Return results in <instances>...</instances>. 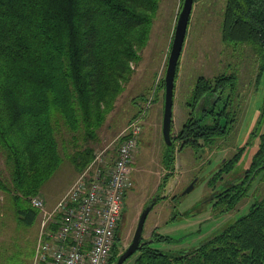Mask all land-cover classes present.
I'll list each match as a JSON object with an SVG mask.
<instances>
[{"label": "trees", "instance_id": "1", "mask_svg": "<svg viewBox=\"0 0 264 264\" xmlns=\"http://www.w3.org/2000/svg\"><path fill=\"white\" fill-rule=\"evenodd\" d=\"M159 3L0 0V148L12 182L1 186L11 195L20 224L35 223L39 209L30 203V197L40 193L62 162L57 138L62 126L74 133L76 149L70 159L76 169L82 171L92 163L95 149L91 142L98 138L99 129L130 79L132 63L141 58ZM224 39L252 44L264 68V0H227ZM229 81L235 90V72L212 80L201 75L191 106L213 83ZM162 85L165 88L164 78ZM227 129L218 120L206 123L191 115L178 139L200 152L203 146L227 135ZM77 134L82 135L81 144ZM242 150L211 177V185L233 169ZM174 154L175 141L166 148V167L174 166ZM253 174L264 177V129L247 177ZM168 177L166 174L163 186ZM249 189L246 181L236 184L217 201L219 211L233 209ZM120 225L121 220L118 228ZM152 237L143 239L130 256L136 255L132 264H264V195L246 215L190 251L162 250L152 242L171 237L158 230ZM120 242L117 232L110 264L122 252Z\"/></svg>", "mask_w": 264, "mask_h": 264}, {"label": "rangeland", "instance_id": "2", "mask_svg": "<svg viewBox=\"0 0 264 264\" xmlns=\"http://www.w3.org/2000/svg\"><path fill=\"white\" fill-rule=\"evenodd\" d=\"M182 4L183 0H160L148 37L140 51L141 58L137 63H132L130 79L126 81L115 107L99 129L98 138L91 142L95 149L93 161L95 166L101 167L115 159L119 144L132 122L138 120L142 127L133 158L134 185L127 191L120 227L119 249L122 251L131 243L144 207L158 193L163 196L149 212L143 236L151 240L153 231L158 230L171 238L153 241V246L181 253L195 248L214 232L247 213L254 196L264 191V180L256 178L238 207L224 215H218L211 204H204L212 194L208 181L221 158L232 156L238 147L246 145L233 171L242 173L250 165L258 148L259 134L264 125V68L252 44H234L224 39L227 0H194L175 79L172 122V138L176 149L175 172L169 176L167 184L162 185L168 172L164 162L167 144L162 131V80ZM234 72L238 74V87L231 108L237 112V119L232 132L219 138L215 146H203L200 152L192 146L183 145V141L178 139L179 132L189 118L198 78L204 75L212 80L220 74ZM205 121L210 122L211 119ZM73 134L64 126L57 133L62 162L43 184L40 193L30 197V203L35 196L44 200V208L39 209V215L31 226L18 222L11 195L1 186V183L12 185V182L5 153L0 148V264H34L35 248L46 216L87 168L79 171L70 159L76 149L72 141ZM77 135L81 144L82 135ZM95 166L93 172L97 169ZM198 177L199 181L186 192ZM135 256L124 264H132Z\"/></svg>", "mask_w": 264, "mask_h": 264}, {"label": "built area", "instance_id": "3", "mask_svg": "<svg viewBox=\"0 0 264 264\" xmlns=\"http://www.w3.org/2000/svg\"><path fill=\"white\" fill-rule=\"evenodd\" d=\"M141 130L132 122L115 159L101 167L93 161L60 198L46 216L34 264H110ZM32 205L42 210L44 200L35 196Z\"/></svg>", "mask_w": 264, "mask_h": 264}, {"label": "flooded vegetation", "instance_id": "4", "mask_svg": "<svg viewBox=\"0 0 264 264\" xmlns=\"http://www.w3.org/2000/svg\"><path fill=\"white\" fill-rule=\"evenodd\" d=\"M231 86L232 85H231L230 81L225 82V83L219 82L218 84L213 83V86L210 87V89L208 91L204 92L198 98L195 106H191V111H190L189 116H191V115L198 116L200 119H202L203 122H206V123H212V122H215L218 120V123L220 125H222L224 127L225 126L228 127L227 130H230V132L227 135H229L232 132V130L235 126V121L237 119V114H236L237 112L232 110V108H231L232 104L231 103H233L235 100L236 95H234V93L236 92V89L238 86L236 87L235 90H232ZM206 119H211V121L210 122L205 121ZM263 129H264V125H263ZM261 133L259 134L258 148H259L260 142H261ZM255 134L258 135L257 133H255ZM227 135H225V136H227ZM225 136H223V137H225ZM216 144H217V142L213 145L215 146ZM245 148H246V145L240 146V147H238L237 151L232 156H229V157L226 156L224 158H221V162H220V164H218V168L210 176V179H211V177H213L216 174V172H218L225 165V163H227L230 159H232V157L235 156L236 153H238L241 149H243L240 158L236 161L232 170L224 173L223 178L219 179L215 185H211L208 181V184L212 188V194H211V197L209 196L210 198L208 197L209 199L206 198L207 200H205L204 204H206V205L211 204L214 211L217 212L218 215H224V214L230 213L231 211H234L238 207V204L240 202L233 209L227 210L224 212H220L217 205H216V203L220 199V197L226 193H229L230 189L232 187H234L236 184H240V183H243L244 181H246V184H248L251 188L253 185V182H255L256 178L261 177V179L264 180V177L261 174H258V175L253 174L251 177H249V178L247 177L250 174V169L252 167L253 159L257 153L258 148L256 149V151L254 152V154L252 156L250 165L247 168H245L242 173H239V174L233 173L234 168L236 167V165L238 164V162L241 160V158L243 156ZM175 151H176V149H175ZM211 157L208 159L207 163L211 160ZM174 158H175V154H174ZM174 169H175V161H174L173 167H167V171H168L167 175L170 176V175L174 174V172H175ZM198 181H199V177L192 181V182H194V186ZM161 186L162 185H160V187ZM221 192H223V194L220 195ZM247 195H248V193H247ZM247 195H245L244 197H246ZM263 195H264V191H263V193L256 194L254 196L255 197L254 202L249 207L248 212L250 211V209L252 208V206L254 204H256L260 199H262ZM247 213H245L244 215H246ZM244 215H242V216H244ZM242 216H240V217H242ZM238 219H236V220H238ZM122 220H123V216H122L121 222H122ZM230 224L231 223L225 225L218 232H214L212 234V236H210L206 240L202 241L196 247H198L199 245H201L202 243H204L205 241H207L208 239L213 237L215 234L221 232L223 229H225ZM117 232H118V236H120V228L117 229ZM163 235H165V234H163ZM166 236H169V235H166ZM116 239H117V235H116ZM142 239H148V238H144V236H143ZM150 239H153L152 234L150 236Z\"/></svg>", "mask_w": 264, "mask_h": 264}, {"label": "water", "instance_id": "5", "mask_svg": "<svg viewBox=\"0 0 264 264\" xmlns=\"http://www.w3.org/2000/svg\"><path fill=\"white\" fill-rule=\"evenodd\" d=\"M194 0H183L181 10L179 12L177 23L175 27L174 37L172 41V46L169 54L168 65L164 77V114H163V125L162 131L165 142L167 146L173 145L172 138V121H173V105H174V91H175V79L177 73V67L179 60L183 51L188 26L191 18V13L193 10ZM194 187V182L186 189V192L191 190ZM162 194H156L151 198V200L144 207L133 239L131 243L121 252L114 264H123L139 246L144 242L143 241V231L145 222L149 212L152 210L153 206L161 198ZM149 241V240H148Z\"/></svg>", "mask_w": 264, "mask_h": 264}]
</instances>
